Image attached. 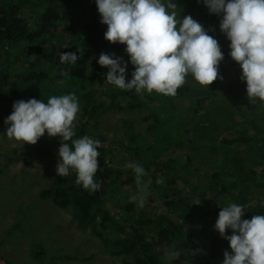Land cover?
I'll return each instance as SVG.
<instances>
[{"label":"trees","instance_id":"16d2710c","mask_svg":"<svg viewBox=\"0 0 264 264\" xmlns=\"http://www.w3.org/2000/svg\"><path fill=\"white\" fill-rule=\"evenodd\" d=\"M176 1L188 12L197 15L208 34L217 38L221 32V16L210 14L202 0ZM24 8H28L30 13H24ZM67 23L69 26L63 27ZM106 31L107 25L101 23L95 0H0V124L6 125L4 121L12 113L13 103L16 101L35 98L47 103L52 95L74 92L82 113L73 139L87 135L97 140L95 132L100 127V117L105 112L115 108H129L132 111L146 106L141 97L146 96L147 91L137 93L135 89L122 90L106 82L109 69L99 65L101 53H114L116 57L125 60L123 63L128 65L126 82L132 79L131 73L134 71L125 51L126 46L107 41L104 38ZM67 52H74L79 57L74 66L60 63L59 54ZM17 64L21 66L19 70L16 69ZM219 67L227 72L223 60ZM62 71H67L68 75H62ZM244 89L236 77L228 75L220 89L211 94L190 85L178 91L183 97L192 100L191 111L196 116L204 111H211L219 101V95L225 92L227 100L219 102L220 105L230 103L235 108L231 110L235 113L233 120L253 117L256 120L262 118L264 123V111L258 116L252 111L256 104L250 108L241 98L240 94H243ZM148 95L146 99L151 104V113L141 120L148 123L146 129L153 134L155 142L151 143L147 134L135 133L132 123L126 126L125 134L130 139H125L126 146L121 141L118 142L122 149L125 148L132 154V159L138 157L135 163L143 166L147 172L143 179L152 180L143 208L138 207L136 201L130 202V197L136 193L121 190L120 179L123 175L127 177L125 184L136 186L133 171L112 166L109 168L107 162L111 158L108 156L114 152L104 136H100V146L97 148L100 153L99 168L94 176V180L103 182L100 191L91 192L78 185L75 173L68 182L55 179L50 187L41 192L40 198L51 200L60 209H67L76 220L77 229L81 232L90 231L99 238L106 251L119 259L120 264H223L224 252L231 250L229 242L215 230L218 213L222 210L221 207L229 204L227 201L237 200L239 205L244 206L251 199L247 198V193L241 192V186L235 184H224L219 191L213 188L219 185L213 184L212 196L209 192V200L198 205L178 193L173 187L174 183L172 185V178L177 177L174 167L160 161L172 146L182 148L180 139L185 138L188 131L184 130L182 123L176 118L177 108L171 105L174 98L155 91ZM237 127L239 136L233 134L229 139H223L219 150L230 151L229 154L232 155V147L264 144L263 127L260 128L261 136L242 129L244 124L237 123ZM215 132L213 130L211 142L215 140ZM161 137L165 139L158 142ZM61 142L63 141L54 139L32 150L35 155L57 164ZM67 143L71 145V141ZM103 143H107L108 147ZM12 154L13 157L7 160L8 165L27 157L23 150L13 149ZM172 163L175 167L178 166L177 169L182 168L186 172L191 167V162L181 167L177 162ZM241 170L244 174L249 172L248 168ZM248 175L250 177L245 183L258 184V175L254 171ZM158 179H162L164 183L157 184ZM184 183H189L187 177ZM261 186L264 187V184ZM200 187L201 185H197L194 190ZM156 195L162 200L165 211L157 214V219L156 215L150 214L149 209ZM220 196L223 197L222 200H219ZM111 205L119 210L113 213ZM256 209H244L242 219L250 220L254 215H264V199L257 201ZM201 221L206 224L208 233L197 237L194 231L202 229L199 227ZM187 223L195 225L193 232L186 231ZM226 232V235H231L229 230ZM178 251L180 255L176 257L174 253ZM166 252L170 255H165ZM41 255L42 252L34 253V258L39 259ZM93 258L94 256L83 258V261H91Z\"/></svg>","mask_w":264,"mask_h":264},{"label":"clouds","instance_id":"9594fccd","mask_svg":"<svg viewBox=\"0 0 264 264\" xmlns=\"http://www.w3.org/2000/svg\"><path fill=\"white\" fill-rule=\"evenodd\" d=\"M101 23L107 25L104 38L112 44L125 45L134 66L132 79L126 82L127 63L115 54L101 53L99 65L107 67L106 82L122 90L137 93L155 91L175 96L191 75L202 86L217 79L224 54L217 39L191 15L181 18V10L173 0H95ZM210 14L221 16L219 28L230 41V57L242 69L249 102H264V0H203ZM67 48V46H65ZM60 63L75 65L79 57L74 52L59 54ZM62 75H68L62 71ZM80 110L73 92L52 95L47 103L35 98L13 103L12 113L4 123L9 125V140L35 145L47 132L49 137H62L58 149L56 173L67 177L76 173V183L85 190L98 192L102 181L94 176L99 168V140L90 136L73 139L74 121ZM71 141V145L67 143ZM125 168L134 173L138 192L130 197L143 208L152 180L145 181L143 166L128 162ZM163 184L162 179L156 181ZM200 204V199L195 202ZM215 230L229 242L230 252H224L223 264H264V215L242 219L244 206L229 203L221 207ZM232 230L226 235V230ZM170 255V253H165ZM179 257L180 251L174 253Z\"/></svg>","mask_w":264,"mask_h":264},{"label":"rangeland","instance_id":"374dc122","mask_svg":"<svg viewBox=\"0 0 264 264\" xmlns=\"http://www.w3.org/2000/svg\"><path fill=\"white\" fill-rule=\"evenodd\" d=\"M173 2L181 10V18L191 15L194 20L200 24L202 23L197 15L188 12L176 0H173ZM23 11L24 13H30L28 8H24ZM67 26H69V23L63 27ZM216 39L223 50V61L227 69L226 72L223 67H219V74L223 79H217L207 87L200 85L191 75H188L186 83L179 89L190 85L193 88H202L203 91L211 94L220 89L221 85L226 82L228 75H233L240 81L242 88L245 87L242 91L243 94L238 92V95H241V98L246 101V104H249L250 108L256 104L255 109L252 111L261 116L262 111H264V102L258 99L255 103L249 102L246 82L240 78L242 69L229 55L230 41L222 32L218 33ZM3 56L5 57V54ZM123 61L125 62V60ZM20 67L19 64L16 65L17 70ZM128 70L130 71L129 67ZM11 73L14 74V72ZM178 90L175 96L168 97L174 98L171 105L177 108L176 118L182 123L184 130L188 132L184 135L185 138L180 139L182 148L172 146L169 153L160 161L162 164L174 167L177 177L172 178L173 187L181 196L190 198L189 201L196 202L200 199V202H202L209 200L208 194L210 192L211 195L213 184L217 183L216 185H219V187H213L218 191L223 189L224 184L230 186L235 184V186H241V192L247 193V198L251 199V202L245 203L244 209L256 211L257 201L264 199V187L261 186L264 184V178H262L264 174V144L255 143L242 148L232 147L233 149H230H232L233 156L229 154L230 151L219 150V145L222 144L223 139H229L233 134L239 136V128H236L237 123L244 124L242 129L251 130L250 134L261 136L260 128H264L262 118L258 120L253 117L249 119L236 118V121L233 120L235 113L231 110L235 108L229 105V102V104L221 105L219 102L227 100L225 92L219 95V101L215 103L211 111H204L196 116L191 111L192 100L183 97ZM148 94L146 96H149ZM146 96L142 95L141 97V101L147 104L144 107L135 108L132 111L129 108H125V110L115 108L105 112L100 117V127L95 133L97 140H100V136H104L114 152L108 156V158H111L110 162L109 160L107 162L109 168L112 166L128 170L125 168L128 162H137L138 157L132 159V154L125 148L122 149L118 144L121 141L126 146L125 139L130 140L125 134L127 124L132 123L135 133L147 134L151 143L155 142V138L152 137L153 134L146 129L148 123L141 120L151 113V104ZM81 113L82 109L79 110L74 121V132ZM7 127L9 126L0 124V256L8 264H120L119 259L113 257L110 254L111 252L106 251L99 238L90 231L81 232L77 229V222L67 209H60L51 200L40 198L41 192L50 187L55 179L68 182L75 174L74 170H70L67 177L57 175V164H52L48 159L35 155L32 150L42 143H50L54 139L62 140V137H49L45 132L35 145L24 144L22 141L9 140L5 134ZM213 130H216L214 133L215 140L211 142ZM164 139V137H161L158 142ZM103 144L108 147L107 143ZM133 146H135L134 143ZM13 149L25 151L27 157L19 159V161L15 160L8 165L7 160L13 157ZM146 157L147 153L145 152ZM172 162H177L180 167L191 162L189 172L182 168L177 169L178 166L175 167ZM243 168H248L249 172L244 174L241 170ZM253 171L260 176H257L258 184L245 183L244 181L250 177L248 174ZM186 177L189 183H184ZM126 179V175H123L120 179L121 190L128 193H137V185L125 184ZM197 185H201L200 189L194 190ZM158 195L149 207L150 214L156 215V219L157 214L165 213L162 200ZM203 196H205V199H202ZM170 199H173V197H170ZM222 199L223 197L220 196L219 200ZM227 202L238 204L237 200ZM111 207L113 213L119 210L118 207L112 205ZM211 212H214V209H211ZM194 227L195 225L191 223L185 225L187 232H193ZM199 227L202 229L194 231V235L201 237L206 232L208 233L204 222L201 221ZM229 233L232 234L231 229H229ZM33 252H42V255L39 259H35ZM91 256H94L91 261H83V258Z\"/></svg>","mask_w":264,"mask_h":264},{"label":"water","instance_id":"95a60500","mask_svg":"<svg viewBox=\"0 0 264 264\" xmlns=\"http://www.w3.org/2000/svg\"><path fill=\"white\" fill-rule=\"evenodd\" d=\"M0 264H8V263L0 256Z\"/></svg>","mask_w":264,"mask_h":264},{"label":"bare ground","instance_id":"6f19581e","mask_svg":"<svg viewBox=\"0 0 264 264\" xmlns=\"http://www.w3.org/2000/svg\"><path fill=\"white\" fill-rule=\"evenodd\" d=\"M223 244V243H222Z\"/></svg>","mask_w":264,"mask_h":264}]
</instances>
